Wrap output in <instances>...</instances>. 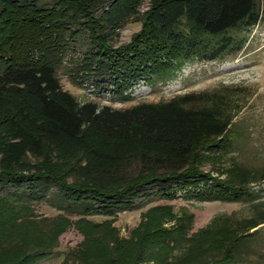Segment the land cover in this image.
Instances as JSON below:
<instances>
[{
	"label": "trees",
	"instance_id": "1",
	"mask_svg": "<svg viewBox=\"0 0 264 264\" xmlns=\"http://www.w3.org/2000/svg\"><path fill=\"white\" fill-rule=\"evenodd\" d=\"M49 1L0 0V183L28 182L36 189L35 181L51 180L66 201L80 202L87 211L97 203L95 210L112 214L131 207L149 186L173 196L212 178L217 190L209 196L227 198L247 194L249 182L263 179V173L235 162L221 180L195 167L202 143L219 138L231 143L237 132L235 114L216 88L124 107L80 100L62 87L56 51L66 23L85 17L77 22L90 41L79 70L109 76L122 93L140 75L162 76L193 55L216 58L231 49L225 33H249L264 19V0H149L142 11L143 0ZM136 15L140 29L114 46L112 35ZM247 33L232 51L243 47ZM16 200L21 199L0 192V264H33L58 231L52 227L46 230L51 234H42L54 236L44 248L27 249L22 236L4 245L29 221L26 203ZM54 219L71 223L62 215ZM249 220L245 230L264 217ZM75 224L82 230L101 225L84 215ZM248 234L235 235L223 255L207 264H236L235 253Z\"/></svg>",
	"mask_w": 264,
	"mask_h": 264
},
{
	"label": "rangeland",
	"instance_id": "2",
	"mask_svg": "<svg viewBox=\"0 0 264 264\" xmlns=\"http://www.w3.org/2000/svg\"><path fill=\"white\" fill-rule=\"evenodd\" d=\"M148 2L143 0L140 11ZM50 3L47 0L46 5ZM84 19L79 16L66 23L56 51L57 75L64 89L80 100L124 107L141 100L216 88L222 93L226 110L235 114L237 132L231 143L223 138L202 143L195 167L220 180L234 171L232 162L264 174V19L249 33L245 29L225 33L232 38L231 49L247 33L248 40L241 49L224 50L216 58L193 55L162 76L131 79L122 93L109 76L80 72L90 41L87 28L77 22ZM140 27L139 16H131L110 42L114 46L128 42ZM214 183L211 178L195 188L178 189L173 196L157 191V186L145 187L131 207L112 214L95 210L97 203L87 211L80 202L66 201L51 180L35 181L36 189L28 182L19 186L0 183V192L19 196V201L26 203L23 214L29 216L18 236L11 234L2 243L13 244L15 237L22 236L27 239L21 240L27 249L44 248L52 245L54 236L42 234H51L46 230L54 227L58 231L54 244L42 249L43 256L33 264H207L223 255L235 235L251 233L242 239L235 262L264 264V222L246 230L244 227L251 217H264V177L249 182L247 194L227 198L209 196L217 190ZM158 206L164 208L155 209ZM60 215L71 223L63 225L54 219ZM82 215L101 225L82 230L75 224Z\"/></svg>",
	"mask_w": 264,
	"mask_h": 264
}]
</instances>
